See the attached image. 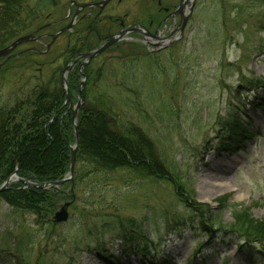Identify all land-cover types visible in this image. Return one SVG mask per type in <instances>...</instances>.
Segmentation results:
<instances>
[{"label":"rangeland","instance_id":"1","mask_svg":"<svg viewBox=\"0 0 264 264\" xmlns=\"http://www.w3.org/2000/svg\"><path fill=\"white\" fill-rule=\"evenodd\" d=\"M71 1L89 2L28 0L29 7L38 5L40 9L30 17L22 14V22L28 25V18L36 17V21L40 20L32 23L39 26L64 19L68 11L70 15L76 11ZM147 1L114 0L96 19L98 33L117 35L118 21L122 19L126 24L144 21L143 28L153 32L156 25H148L146 19L150 16L155 23L158 9L152 6L153 11ZM166 1L164 6L176 7L178 3ZM189 1L193 3L189 20L171 49L129 68L118 57L130 54V50L112 48L114 45L99 55L89 69H101V82L94 88L100 84L105 90L110 88L108 94L114 96L117 109L126 103L138 108L118 110V114L155 141L166 162L174 165L179 188L162 180L132 185L112 182L107 186L102 179L96 186L85 180L67 209V221L54 223L53 214L71 200L68 191L58 186L61 197L47 193L46 198L48 204L54 205L48 220L58 225L51 241L50 224L35 225V218L27 214L10 217V210L0 201V233L10 229L11 241H20V247H3L4 254L9 249L16 250L22 264H264V254L253 256V261L250 253H257L255 249H239L240 237L227 238L215 232H229L236 223L235 214L246 213L252 222L264 224V0ZM3 3L7 5L6 0ZM91 18L83 22L89 23ZM69 20H64V26ZM163 28L159 27L160 32ZM80 32V39L88 38L83 41L87 50L83 49L80 56L102 45L93 35L86 38V28ZM10 33L0 34L1 46ZM40 42L45 44L47 40ZM58 42L59 47L67 44L66 38ZM39 47L42 46L27 43L18 51ZM81 60L65 65L64 69L69 67L65 72L66 87L75 65L80 75L78 89L85 86V66L80 67L86 60ZM257 80L261 82L259 87L255 86ZM67 101L73 114L78 101L73 104L70 97ZM19 186L22 190L30 188ZM50 188L41 190L47 192ZM91 190L92 204H85ZM117 216L143 220L146 247L141 246L142 252L121 256L125 251L119 232L104 231ZM97 231H101L98 242L113 257L110 262L84 250L86 246L96 249L98 242L93 235Z\"/></svg>","mask_w":264,"mask_h":264},{"label":"trees","instance_id":"2","mask_svg":"<svg viewBox=\"0 0 264 264\" xmlns=\"http://www.w3.org/2000/svg\"><path fill=\"white\" fill-rule=\"evenodd\" d=\"M3 1L0 0V34L13 32L10 33L11 36H6L8 40L2 46L0 43V49L18 37L47 25L33 26V21L40 20L39 18L36 21V17L33 20L28 18V25L27 21L22 22V14L25 17L33 16L38 13L40 6L29 7L28 0H6L7 5L4 6ZM49 1L54 3V0ZM58 21L48 23L49 26L39 31L42 39L47 40L45 44L49 42L47 35H51L47 32L61 27L62 23ZM85 28L88 33L86 38L90 35L96 38V24L92 20L89 23L80 20L72 33L61 35L48 51L45 50V44L40 42L41 48L21 50L17 56L6 60L0 66V185L15 171L20 180L36 183L35 187L23 190L19 188L18 182L8 185V189L0 194V201L10 210V217L27 214L35 218V225L50 224L52 227L49 229V241L55 238V227L58 225L51 224L48 220L54 205L47 203V193H53V196L60 194V197L62 193L58 192V186L51 187L47 192L37 186L61 181L68 173L71 147L75 138L71 121L72 110L62 84V72L65 65L77 59L83 49L87 50V44L83 41L88 38L83 40L79 37L80 31ZM62 38H66L67 44L59 47L58 41ZM79 42L82 44H78ZM123 47H127L130 54L118 59L123 61V66L128 64L129 68L139 61L146 62L160 55V52L149 54L140 44H118L112 48ZM96 59L97 57L82 69L86 82L80 95L77 65L67 79L70 101L75 104L80 97L81 106L75 120L78 146L72 182H65L59 188L68 191L70 201L75 198L76 192H80L85 180L92 186H96L100 179L103 180L101 183H107L106 186L112 182L132 185L140 181L152 184L162 180L174 188H179L180 181L175 174L174 165L166 162L155 141L138 125L119 115L120 110L138 108L121 100L120 102L126 104L117 109L114 96L108 94L110 88L105 90L102 84L97 89L94 88L97 82H101V69L89 70ZM255 82V86L259 87L261 82ZM93 190L89 198L85 199V204H92ZM194 209L198 210L197 207ZM124 216L114 217L113 223L104 231L119 232L117 234L119 241L124 242L121 248L125 254L142 252L141 246L146 243L145 224L143 220L135 221ZM235 219L236 223L229 232H215L227 238L240 237L241 251L245 248L257 251L250 253L253 254L250 255L253 261V256L263 257L264 224L252 222L246 213L235 214ZM9 230L4 229L0 233V264H22L17 251L12 250L17 245L20 247V241H11ZM100 233L101 231L94 233L95 243L100 239ZM97 244L101 246V243ZM98 246L95 250L86 246L84 250L101 259H110L105 247ZM3 247L12 249H6L7 253L4 254ZM16 257L20 262H17Z\"/></svg>","mask_w":264,"mask_h":264},{"label":"water","instance_id":"3","mask_svg":"<svg viewBox=\"0 0 264 264\" xmlns=\"http://www.w3.org/2000/svg\"><path fill=\"white\" fill-rule=\"evenodd\" d=\"M108 1L110 0H104L102 2L101 5H105ZM183 3H184V0H181V3L177 9V11H182V8H183ZM190 5L192 6V2L190 3ZM190 6V7H191ZM190 11H191V8L188 9V14L186 17H184L182 19V22H181V25H180V29H179V32H182V30L184 29V26H185V23H186V20L188 18V15L190 14ZM70 28V26H67L66 28L64 29H61L59 32H57L56 34L52 35L51 36V41L50 43L47 45V49L49 48V46L54 42V40L59 36L61 35L63 32H65L66 30H68ZM129 33H137V34H141L143 36H146L148 35L145 31H143V29L141 28H138V29H131V30H126V31H122L121 33H119L118 35L116 36H113V37H110L108 42L104 43L101 47H99L98 49H96L95 51L89 53V54H86V55H82L80 57V59H86L87 62L90 61L91 59L95 58L96 56L100 55L101 53H103L107 48L111 47L112 45L120 42L124 36L126 34H129ZM30 41H36V37H35V34H31V35H28V36H24V37H21V38H18L15 42H13L9 47H7L6 49H3L0 51V59L7 56L10 52H12L16 47L22 45V44H25V43H28ZM162 44L165 43V45L161 46V48L165 47L166 46V43L168 41H165V40H161ZM174 42V41H173ZM171 44V43H168V45ZM86 62V63H87ZM84 66V65H82ZM69 70V67H67L64 71H63V79H62V83H63V86H64V89L66 91V98L68 99L69 96H68V91H67V87H66V80H65V72H67ZM83 81L81 82V85L80 86H83ZM78 93H80V89L78 90ZM81 106V102L80 100L77 102V105L73 111V114H72V117H71V121H72V125H73V132H74V137H75V145L74 147L71 149V154H70V162H69V170H68V178L64 179V180H61V181H57V182H54V183H44V184H41L39 186H37L39 189H44L45 187H48V186H59L61 184H63L64 182H67V181H72V175H73V167H74V160H75V153H76V149H77V146H78V136H77V131H76V127H75V119H76V115H77V111L78 109L80 108ZM14 181H17L19 182L21 185H23V187H34L36 186V183H33V182H28V181H24V180H20L17 176H16V172L13 173L10 177H8L3 183L2 185L0 186V194L5 192L7 190V186L9 183L11 182H14ZM71 205V202H65L60 208L58 211H56L53 216H52V221L54 223H63V222H66L67 219H68V213H67V209L70 207Z\"/></svg>","mask_w":264,"mask_h":264},{"label":"flooded vegetation","instance_id":"4","mask_svg":"<svg viewBox=\"0 0 264 264\" xmlns=\"http://www.w3.org/2000/svg\"><path fill=\"white\" fill-rule=\"evenodd\" d=\"M103 0H89V2L86 3H82V4H78L76 1H71V6H74L76 11L73 13V15H70V12H67L66 17L63 19V21L65 19H71L69 20L70 22H73L74 25H77L80 20H84L87 17H92V21L93 23H95L96 19L98 17H100L101 15L104 14L105 10L107 9V7L114 1L111 0L110 2H108L106 5L104 6H98V7H88L87 5H94V4H98ZM118 3H120L122 0H117ZM172 2L173 0H167L166 3L169 4V2ZM181 0H178L177 6L175 7V5H170V6H164V0H148L146 3V5L150 8H152V10L154 11V8L158 9L157 12V16L156 19L157 21L154 23L155 19H152L150 16L148 17L147 15V19L146 22L148 25H156V28L154 29L153 32H150L149 30H147L151 35H157L161 40H170L171 38H173L176 34H178V28L180 26V21L182 18V11H177V8L180 5ZM154 4V5H153ZM153 6V7H152ZM93 12H95V14L93 16H91L93 14ZM146 13V12H145ZM147 14V13H146ZM160 16V17H159ZM72 17H73V21H72ZM111 18V17H110ZM65 22V21H64ZM142 23H125L124 20H119L118 21V27H119V32H121L124 29H127L125 27V25H130L132 27H142V25H144V21H141ZM160 26H164V28L162 29L163 31L160 32L159 27ZM166 26H169V28H165ZM130 28V27H128ZM145 29V28H144ZM169 29V30H167ZM95 36L96 39L98 40L99 43L104 42L105 40H108L111 36H113L115 33H109L107 35L101 36L98 31H95ZM118 33V32H117ZM116 33V34H117Z\"/></svg>","mask_w":264,"mask_h":264},{"label":"bare ground","instance_id":"5","mask_svg":"<svg viewBox=\"0 0 264 264\" xmlns=\"http://www.w3.org/2000/svg\"><path fill=\"white\" fill-rule=\"evenodd\" d=\"M190 2L191 1H189V0H184V3H183V8H182V17L184 16V14L186 15V12H187V10H188V7H189V5H190ZM71 3V2H70ZM125 39H127V38H125ZM122 40H124V39H122ZM106 42H108V40H105L104 42H102V44L103 43H106ZM140 42V40L136 37V36H133V37H131V38H128L127 40H126V42L124 43V44H138ZM117 44V43H116ZM172 47H170L169 49H171ZM169 49H167V50H169ZM159 53V52H158ZM87 54H89V53H87ZM84 55H86V54H84ZM84 60H86V59H84ZM79 61H82L81 59H80V55L78 56V58L77 59H75L73 62L74 63H78ZM90 61H92V59L90 60ZM90 61H88L87 62V60L85 61V63H83L82 65H85V66H87L89 63H90ZM87 62V63H86ZM73 65V64H72Z\"/></svg>","mask_w":264,"mask_h":264}]
</instances>
